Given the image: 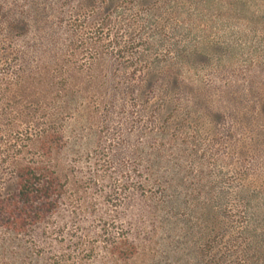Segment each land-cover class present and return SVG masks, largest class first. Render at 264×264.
<instances>
[{
	"label": "rangeland",
	"instance_id": "1",
	"mask_svg": "<svg viewBox=\"0 0 264 264\" xmlns=\"http://www.w3.org/2000/svg\"><path fill=\"white\" fill-rule=\"evenodd\" d=\"M59 1L23 16L29 39L41 32L60 58L75 53L80 73L107 79L62 118V164L90 200L84 222L68 227L88 246L116 207L139 250L114 259L96 238L82 262L69 231L52 250L71 253L67 264H264V0ZM106 93L117 108L98 104ZM149 156L158 159L147 176ZM141 205L151 214L140 217ZM37 244L0 222V264H49L50 244Z\"/></svg>",
	"mask_w": 264,
	"mask_h": 264
},
{
	"label": "trees",
	"instance_id": "2",
	"mask_svg": "<svg viewBox=\"0 0 264 264\" xmlns=\"http://www.w3.org/2000/svg\"><path fill=\"white\" fill-rule=\"evenodd\" d=\"M56 1L0 0V187L8 180L12 183L7 193H2L0 188V222L16 235L28 234L39 243L36 245L38 250L49 243L50 247L45 251L49 264H67L72 257L71 253L52 250L56 243L64 241L69 232L70 246L78 250L81 255L78 259L82 262L92 257L90 253L94 254L93 241L96 238L102 239L104 252L112 258L127 260L139 248L119 222L116 207L112 210L115 213L112 218H109V212L108 218L106 214H100L101 232L97 236H87L92 241L88 246L82 239L72 238L76 231L68 227L73 222H84V214L87 216L90 211V200L85 192L87 187L83 190L73 167L62 164L61 156L67 143L62 118L73 114L76 101L93 98L94 87L104 89L107 79L80 73L79 60L72 57L75 53L60 58L41 41V32H38L41 42L33 43L29 39L28 22L23 16L48 12V5H57ZM73 1L60 0L58 3L67 6ZM153 6L154 3L150 5L151 8ZM79 8L87 9L82 5ZM74 19L76 27L90 29L88 22ZM108 19L102 18L97 27L107 29ZM7 23L8 28H3L2 25ZM19 45L22 47L18 48ZM99 99V105L112 109L119 103V99L107 93L106 99L103 96ZM148 100L149 96L142 102ZM137 108L145 109V105L139 104ZM108 112L105 109V115ZM138 113L142 117L139 109ZM153 113L156 114L155 111ZM156 149H153L155 153ZM157 159L150 156L146 160L141 158L148 163L147 176L153 175ZM4 175L8 177L6 182ZM120 185L129 190L125 182ZM138 185L141 193H145L144 181L140 179ZM112 200L115 201L114 196ZM124 210L127 211L128 206ZM135 211L142 218L151 214L145 205L138 206ZM91 213L96 214L93 206ZM133 223L134 217L126 225L133 226Z\"/></svg>",
	"mask_w": 264,
	"mask_h": 264
}]
</instances>
